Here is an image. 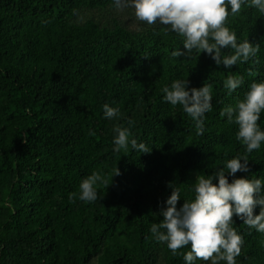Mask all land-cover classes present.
Wrapping results in <instances>:
<instances>
[{"label": "trees", "instance_id": "obj_1", "mask_svg": "<svg viewBox=\"0 0 264 264\" xmlns=\"http://www.w3.org/2000/svg\"><path fill=\"white\" fill-rule=\"evenodd\" d=\"M227 26L238 43L260 45L256 57L218 67L207 53L189 55L184 38L165 35L164 26L137 21L131 8L117 11L114 0H0V264H186L190 245L173 255L150 231L163 219L168 185L180 190V207L194 199L198 174L245 155L238 125L220 111L264 81V15L244 6ZM177 50L185 54L174 57ZM228 75L244 76L231 95ZM177 79L189 89L211 85L203 135L164 99L162 89ZM105 104L119 115L106 118ZM129 120L130 139L150 153L130 144L114 151V128ZM258 123L264 131V113ZM248 159L250 171L229 182L264 181V143ZM93 172L107 181L97 183L99 198L70 201ZM234 220L244 238L236 264H264V233Z\"/></svg>", "mask_w": 264, "mask_h": 264}, {"label": "clouds", "instance_id": "obj_2", "mask_svg": "<svg viewBox=\"0 0 264 264\" xmlns=\"http://www.w3.org/2000/svg\"><path fill=\"white\" fill-rule=\"evenodd\" d=\"M247 6L255 8L264 15V0H114L117 11L126 8L134 10L135 19L148 26L156 24L164 26L162 32L167 35L174 32L183 37V48L190 55L193 50L207 53L219 67L232 68L238 63H247L260 52V45H253L248 40L237 42V34L227 26L229 16H236ZM230 8V11H229ZM80 21L83 17L74 10ZM230 48L231 54L222 57L221 50ZM185 53L173 51L174 57ZM259 61L255 60L254 64ZM248 76H256L251 68ZM244 83L242 75H228L224 82L229 95ZM189 81L177 79L171 87L162 89L164 99L173 107L180 105L183 111L195 122L198 135H203L204 120L212 111L211 85L201 88H188ZM119 108L104 105L105 117L111 119L119 115ZM264 113V81L252 82L242 100L235 104L225 105L220 115L226 117L228 123L238 125L236 139L245 146V155H237L226 161L224 167L218 168L214 174H198L194 183V199L180 201V190L169 184L171 196L166 201V208L161 211L163 219L153 223L150 231L158 242L176 255L178 251L190 245L191 250L183 256L186 264H195L197 260L205 264H236V257L241 254L244 238L236 228L234 218H238L249 228L264 233V195H261L264 181L257 178H233L237 172L247 173L248 154L259 150L264 143V131L259 121ZM133 121L128 127L117 126V134L113 143L114 151L131 148L141 153L151 150L136 139H130ZM243 161V163L241 162ZM120 175L117 168L113 176ZM112 176V177H113ZM214 181H217L214 183ZM107 183L98 173L93 172L82 180L79 194H69V200L78 198L85 202H95L98 198L97 183ZM259 197V198H257ZM260 206L258 215L254 210Z\"/></svg>", "mask_w": 264, "mask_h": 264}]
</instances>
